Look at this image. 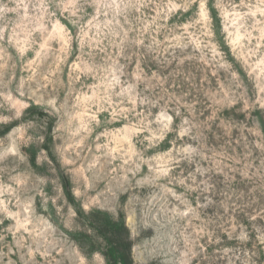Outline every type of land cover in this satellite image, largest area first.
Returning a JSON list of instances; mask_svg holds the SVG:
<instances>
[{
	"label": "clouds",
	"instance_id": "9594fccd",
	"mask_svg": "<svg viewBox=\"0 0 264 264\" xmlns=\"http://www.w3.org/2000/svg\"><path fill=\"white\" fill-rule=\"evenodd\" d=\"M0 264H264V0H0Z\"/></svg>",
	"mask_w": 264,
	"mask_h": 264
}]
</instances>
